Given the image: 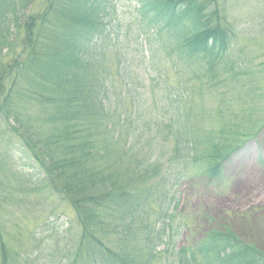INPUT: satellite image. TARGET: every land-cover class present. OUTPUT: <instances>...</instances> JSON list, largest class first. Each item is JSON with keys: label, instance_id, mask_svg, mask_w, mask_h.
<instances>
[{"label": "rangeland", "instance_id": "obj_1", "mask_svg": "<svg viewBox=\"0 0 264 264\" xmlns=\"http://www.w3.org/2000/svg\"><path fill=\"white\" fill-rule=\"evenodd\" d=\"M141 5L140 0H107V32L97 42L106 103L121 147L134 141L138 160L154 169L141 182L149 192L140 219L147 213L152 240L161 232L172 249L193 245L222 225L264 249V0H216L205 11L231 30L229 46L216 60L181 51L180 39L159 25L152 28ZM179 121L186 137L182 143L172 132ZM2 129L0 264L3 240L10 264H72L82 233L75 210L49 189L20 140ZM219 130L241 149L221 177L212 179L204 174L210 164L196 165L188 157L186 140H193L200 157L207 138ZM177 147L183 148L178 156ZM150 155L153 160L146 161ZM111 231L112 242L121 244L120 233ZM132 232L138 243L145 240L146 230ZM167 262L161 254L152 264Z\"/></svg>", "mask_w": 264, "mask_h": 264}, {"label": "trees", "instance_id": "obj_2", "mask_svg": "<svg viewBox=\"0 0 264 264\" xmlns=\"http://www.w3.org/2000/svg\"><path fill=\"white\" fill-rule=\"evenodd\" d=\"M140 1L150 25L180 39L181 51L216 60L227 50L231 30L205 13L216 0ZM106 8L107 0H0V126L3 135L11 132L20 140L49 189L75 210L82 233L72 264H151L160 235L152 240L147 213L140 219L149 192L141 182L154 169L138 160L137 143L121 147L111 121L97 45L107 32ZM182 126L179 121L172 131L178 143L186 138ZM225 135H210L200 157L193 140H186L188 157L196 165L210 164L204 174L212 179L222 175L240 146ZM177 149L178 156L183 148ZM123 204L134 206L123 211ZM109 228L120 233L121 244L112 242ZM132 229L146 230L142 243ZM1 244V264H10ZM175 258L173 264H264V249L222 225L181 246Z\"/></svg>", "mask_w": 264, "mask_h": 264}]
</instances>
